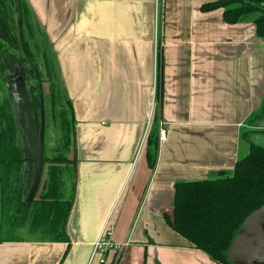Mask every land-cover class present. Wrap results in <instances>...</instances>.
<instances>
[{
	"label": "crops",
	"instance_id": "crops-1",
	"mask_svg": "<svg viewBox=\"0 0 264 264\" xmlns=\"http://www.w3.org/2000/svg\"><path fill=\"white\" fill-rule=\"evenodd\" d=\"M207 1L25 0L73 106L68 161L43 164L34 197L54 164L55 200L70 207L0 242V264H220L167 217L176 182L230 174L249 149L242 132L264 127V39L252 18L202 11ZM53 220L65 239L48 233ZM103 233L120 247L94 253Z\"/></svg>",
	"mask_w": 264,
	"mask_h": 264
},
{
	"label": "trees",
	"instance_id": "trees-1",
	"mask_svg": "<svg viewBox=\"0 0 264 264\" xmlns=\"http://www.w3.org/2000/svg\"><path fill=\"white\" fill-rule=\"evenodd\" d=\"M7 1L9 0H0V8L3 5L0 12V39L3 41L11 34L8 32L4 10ZM22 3L31 20L30 23L33 24L25 0H22ZM217 8L222 9L224 22L231 24L246 20L251 13L258 12L252 20L256 35L264 39V0H212L200 6L202 11ZM11 46L15 48L16 45ZM47 72L50 74L49 70ZM22 77L24 78L23 71ZM39 90L41 93V88ZM6 91L5 77L0 69V242L19 239L13 234H3L4 228H19L26 224L29 229L37 227V231H42L54 209L57 212L59 209H65L67 213L70 207L68 201L55 200L54 192L58 188L60 178L54 164L49 165L45 193L38 199L30 200H26L22 195L24 163L29 159L33 162L35 160L32 155L29 158L25 157L23 149L18 145L19 128L11 95L8 91L7 95ZM49 92L53 101L61 98L69 109V112L61 106L58 109V130L63 141L59 149L61 153L67 150L71 143L73 106L71 100L63 96L58 81L57 84H49ZM261 119L263 116L258 114L257 117L248 118L247 122L253 124ZM250 133L264 135V127L253 132L245 130L241 134L242 138L247 139ZM148 142L155 144V149L157 148L158 136L153 131L148 134ZM248 144L247 154L236 159L231 174L215 178L181 180L174 185L172 214L167 217L169 224L193 246L205 251L211 259L220 264H232L227 258L232 239L244 218L264 204V146L251 141ZM59 154L45 156L43 145V164L68 161L62 153ZM16 210H19V214L15 218L11 214ZM54 221L49 224L48 233L54 234V231H58L59 235L56 238L65 239L64 231L53 226Z\"/></svg>",
	"mask_w": 264,
	"mask_h": 264
},
{
	"label": "rangeland",
	"instance_id": "rangeland-1",
	"mask_svg": "<svg viewBox=\"0 0 264 264\" xmlns=\"http://www.w3.org/2000/svg\"><path fill=\"white\" fill-rule=\"evenodd\" d=\"M2 6L3 5H1L0 12L3 9ZM4 10L5 15L7 16L6 24L8 25V32H11V34L9 37L6 36L7 40L3 41L0 39V69H2L5 81L7 82L15 81L17 78H19V74L22 76L23 71V79H25L24 81L26 84L36 129L38 132L40 129H42L43 132L44 155L47 157L55 156L56 154L60 153L59 149L63 144L58 130V109L59 106L65 109L66 112H69V109L67 104L64 103L63 99L57 98L55 101H53L49 95V84H57L53 52L45 38L43 36L40 37L36 32L34 25L30 23L31 20L28 14L24 11L25 8L23 6L22 0L7 1ZM256 15H258V12L255 11L251 13L248 18H253ZM160 23L161 13H159L158 26H160ZM10 44L16 45L15 48ZM48 70L50 74L47 72ZM39 88H41V93L39 92ZM7 91L10 93L8 89ZM7 91L6 94L8 95ZM18 122L19 121H17L19 135L17 142L18 145L23 149L24 156L29 158L32 155V152L29 149L26 134L22 130L20 122ZM154 132H156L155 127ZM243 140L244 141L242 143L246 147L250 141L264 146V135H255L254 133H250L248 138ZM244 149L246 148L244 147ZM61 153L63 154V151H61ZM24 164L22 177L23 184L21 189L22 195L26 199V193L31 180V166L34 164V162L32 159H29V161H25ZM62 178L65 180L62 186V195H66L70 190V181L68 180L66 172L62 173ZM32 198L35 197L33 196ZM18 214L19 210H16L11 215L16 218ZM37 229V227L29 229L28 226L24 224L19 228L17 227L13 229L6 227L2 230V233H9L11 235L13 234L20 239L22 237L28 236V234L38 232Z\"/></svg>",
	"mask_w": 264,
	"mask_h": 264
},
{
	"label": "water",
	"instance_id": "water-1",
	"mask_svg": "<svg viewBox=\"0 0 264 264\" xmlns=\"http://www.w3.org/2000/svg\"><path fill=\"white\" fill-rule=\"evenodd\" d=\"M5 85L35 160L26 193V200H30L36 193L43 168V132L36 129L23 77L19 74L15 81H5ZM227 258L232 264H264V204L244 218L231 241Z\"/></svg>",
	"mask_w": 264,
	"mask_h": 264
},
{
	"label": "built area",
	"instance_id": "built-area-1",
	"mask_svg": "<svg viewBox=\"0 0 264 264\" xmlns=\"http://www.w3.org/2000/svg\"><path fill=\"white\" fill-rule=\"evenodd\" d=\"M107 234H109V232H106ZM112 247H116L119 248L120 245H116L113 244L111 242L108 241V239H106L105 234H101L99 236V238L96 240L95 244H94V250L93 252H99V253H105L106 250L112 248ZM100 263L103 264L104 263V259H100Z\"/></svg>",
	"mask_w": 264,
	"mask_h": 264
}]
</instances>
